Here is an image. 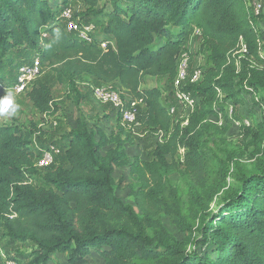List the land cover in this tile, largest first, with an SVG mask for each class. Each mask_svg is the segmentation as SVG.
I'll return each instance as SVG.
<instances>
[{"label":"trees","instance_id":"obj_1","mask_svg":"<svg viewBox=\"0 0 264 264\" xmlns=\"http://www.w3.org/2000/svg\"><path fill=\"white\" fill-rule=\"evenodd\" d=\"M101 1L0 0V77L8 73L15 85L18 68L34 51L40 67L55 74L76 106L83 100L78 86L88 77L128 91L141 102V128L161 136V142L149 160L129 159L132 133L119 114L108 134L89 126L80 113L75 127L60 136L55 163L40 171L32 133L0 126L2 238L30 246L32 264L51 262L56 254H65L68 264H88L93 253L104 264H264V117L256 130L243 126L241 136L231 138L224 109L243 103L245 96L264 103V44L256 16L245 0H107L110 9L100 8ZM72 4L92 18L84 24L99 28L94 42L67 32L61 14ZM193 39L207 62L201 65L202 80L185 89L197 103L182 125L184 118L168 114L174 98L165 105L164 89L142 86L155 78L172 88L177 59L182 51L189 53ZM23 92L39 115L54 117L59 111L46 84ZM249 136L252 153L221 150ZM211 137L217 139L214 149ZM248 155L251 161L244 164ZM60 156L64 164L57 165ZM123 168L135 182L133 205L117 195L124 180L114 174ZM178 169L186 178L184 188L169 179ZM162 215L188 229L189 236L196 233L189 251L163 227ZM198 242L204 251L196 250Z\"/></svg>","mask_w":264,"mask_h":264},{"label":"rangeland","instance_id":"obj_2","mask_svg":"<svg viewBox=\"0 0 264 264\" xmlns=\"http://www.w3.org/2000/svg\"><path fill=\"white\" fill-rule=\"evenodd\" d=\"M247 5L251 4V0H246ZM264 4V0H261ZM100 8L110 9V5L107 0H102L100 3ZM72 7V16L76 21L83 22L91 21L90 19H86L84 14L81 15L78 13L82 9L78 8L74 4L70 5ZM78 13V14H77ZM253 17L256 24H258V29L262 32L260 43L264 44V7L259 14L254 15ZM260 16V17H257ZM94 19V18H93ZM98 24V20L94 19L93 22ZM99 25V24H98ZM97 28V33L100 32L98 27H95V31ZM96 33V34H97ZM197 40L193 39L189 43V51L191 53V57L193 58L194 63L203 65L206 64V59L198 55L197 51ZM35 56L34 51L28 52L26 57L27 62H31L33 57ZM23 60V59H22ZM16 70H14L15 73ZM13 73V74H14ZM1 75V72H0ZM11 75L8 73L4 74L3 78L0 77V92L3 91L5 86L8 84L9 92L12 93L13 102L17 106L16 112L14 115H4L0 118V126H15L16 128L22 131H29L32 134L31 137V146L34 149L36 155H38V159L42 157L43 151L45 148L52 146H61L59 141L60 136L63 134H67L75 127V120L79 116V114H83L88 118L89 126L91 127H99L103 129L106 133H110L114 130V127L117 124L118 115L112 110L109 104L101 103L96 100L92 94V88L98 82L92 80L90 77L86 79L85 82L79 84V90L83 96V100L80 102L79 106H76L73 99L69 97L67 94L66 88L62 85H59L56 82L55 74L49 68H40L39 73L28 83L26 86L30 88L33 85L46 84L49 86L53 92V98L55 104L58 106L59 111L54 117L46 118L43 115H39L32 107L29 100L25 97L24 92H15L14 90V81L11 80ZM12 86V87H11ZM152 87H161L164 89V104L171 105V103H167L171 100L173 102L172 96V88L170 83L165 80H157L155 78H146L144 85L142 88H152ZM122 97L124 95L122 94ZM129 98V97H127ZM258 100V98L256 99ZM177 105V104H176ZM229 105H225L224 109L226 114H228ZM233 107V118H237L238 121L247 120L251 125L255 127L256 125L263 119L264 117V103L254 104V99H251L250 96H245L244 102L241 104H237L236 107ZM178 108V106H176ZM183 111L180 110L176 113V116L173 117L174 120L176 118H183ZM223 114H220V120L222 119ZM45 121L44 124L43 122ZM34 127L40 128L47 133V136H42L34 131ZM132 133V131H131ZM236 138V137H233ZM161 142V136L152 137L146 130L143 128H137L132 133V144L126 146L127 154L129 159H132L134 156L138 157L141 160H149L151 157V152L155 148L156 144ZM211 142H217L214 137L210 138V147L214 149V146ZM252 138H249L245 141H241L239 144L235 145H226L221 150H235L241 148L245 150L246 153H252L254 150V146L251 145ZM221 146V145H219ZM104 151V150H103ZM220 155V154H219ZM243 163L249 164L251 161L248 156L243 157ZM249 158V159H246ZM64 164L63 157L60 156L57 159V165ZM39 170L42 171L43 168L39 167ZM115 178L118 179L120 177L123 178L124 182L120 191H118L117 195L121 198L125 203L133 205V197L132 190L134 189L135 182L132 177L129 175V170L127 168L119 169L114 174ZM233 176H229L227 178V183L230 184L232 182ZM169 179L176 185H180L183 188L186 186V178L181 174L180 169L175 170L174 172L169 174ZM218 197L213 199V202L210 204V210L214 211L217 208ZM161 224L163 227L171 234V236L178 242L182 243L183 246L187 247L189 251L193 246L194 242L193 238H195L196 233L189 236V230H182L177 225H175L168 216L162 215L160 217ZM190 238V241H187ZM196 250L204 251L203 245L200 242L195 245ZM31 252V247L27 244H24L18 247V244L10 245L7 239H3L0 234V264H3V261L6 257L19 259V264H32V257H29L28 254ZM46 264H68L67 257L65 254H56L51 262ZM88 264H104L103 260L97 256L96 253H93L89 257Z\"/></svg>","mask_w":264,"mask_h":264},{"label":"built area","instance_id":"obj_3","mask_svg":"<svg viewBox=\"0 0 264 264\" xmlns=\"http://www.w3.org/2000/svg\"><path fill=\"white\" fill-rule=\"evenodd\" d=\"M246 1V0H245ZM252 3L247 6L253 15H257L262 11L264 4L261 0H251ZM247 4V1H246ZM63 22L66 26V30L69 33H73L80 40L86 43L94 42V32L95 25L92 23L84 24L83 22L76 21L72 16L71 7L64 9L61 14ZM197 37H199L198 31L195 32ZM100 47L105 50L106 44H100ZM241 51H246L245 45L241 43ZM40 64L37 58H34L31 63L22 64L18 68V78L15 84V92H22L28 83L39 73ZM202 80V69L201 65L194 63L191 53L189 51H182L177 59V74L172 82L173 88V98L175 100V105L169 106L167 108L168 114L171 117H175L176 113L182 110L184 113V121L182 125L187 124V116L193 111L197 100L192 96L190 91L185 90L189 85L198 83ZM92 94L94 98L101 103L109 104L112 110L116 114H119L121 123L133 131L140 128L138 121V110L141 102L132 98H127L121 91L115 90L111 85L97 84L92 88ZM122 94L124 97H122ZM177 104V105H176ZM178 106V108H176ZM228 115L231 120V128L228 134L233 137L241 136V129L243 126H250L251 124L247 121H238L233 118V108L228 107ZM222 125V120L219 119L217 122ZM60 149L50 145L43 151L42 157L37 159L36 166L42 168H48L55 163V156L59 154ZM3 264H19L14 258L6 257Z\"/></svg>","mask_w":264,"mask_h":264},{"label":"clouds","instance_id":"obj_4","mask_svg":"<svg viewBox=\"0 0 264 264\" xmlns=\"http://www.w3.org/2000/svg\"><path fill=\"white\" fill-rule=\"evenodd\" d=\"M94 34H95V32H94ZM34 58H37V56L36 57L34 56L33 59ZM97 84H99V82ZM16 108H17V106L13 102V97H12V93L11 92H9L6 97L0 98V116H4V115H14L15 112H16Z\"/></svg>","mask_w":264,"mask_h":264},{"label":"crops","instance_id":"obj_5","mask_svg":"<svg viewBox=\"0 0 264 264\" xmlns=\"http://www.w3.org/2000/svg\"><path fill=\"white\" fill-rule=\"evenodd\" d=\"M92 80L96 81V80H95V79H93V78H92ZM122 93H123L124 95H126V97H129V98H131V96H130V94H129V92H128V91H126V90H123V91H122Z\"/></svg>","mask_w":264,"mask_h":264}]
</instances>
